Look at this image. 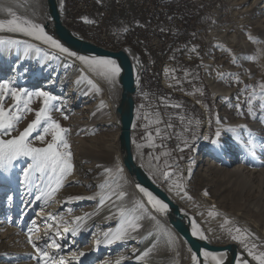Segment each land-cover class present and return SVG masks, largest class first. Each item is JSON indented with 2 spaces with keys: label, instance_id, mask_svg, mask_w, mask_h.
I'll list each match as a JSON object with an SVG mask.
<instances>
[{
  "label": "bare ground",
  "instance_id": "obj_1",
  "mask_svg": "<svg viewBox=\"0 0 264 264\" xmlns=\"http://www.w3.org/2000/svg\"><path fill=\"white\" fill-rule=\"evenodd\" d=\"M228 1L236 25L233 27L228 26L226 29L229 33L235 34V32H238L240 40L239 43H235L234 39L230 47L225 46L226 48H224L221 44L216 43L219 39L210 30L211 37L218 47L214 51V55L210 57L211 60L206 61L205 73L207 83L219 108L216 115L215 130L216 132L220 131L221 135L219 138L215 135L214 140H217V143L223 141L232 144L227 145L226 150L219 147L214 149L211 158H216L215 151L220 158L217 162L211 161L209 154H204L203 151V149L206 152L208 151V149H205L207 140L204 137L207 135L204 133L196 148L201 149V155L191 159V162L184 163L179 167L177 166L175 170H171L169 173L172 175L170 179L165 181V186L158 183L161 168L158 165L157 156L144 155L142 150L144 144H137L134 141L133 131H131V148L135 163L141 167L154 185L160 188L179 208L190 229L192 222H196L206 236V239H199L200 241L212 247H225L226 244L235 246L236 253L231 264H236L238 258L247 259L249 264H257V261L248 256L243 245L231 239L227 229L237 226L246 229L252 237L250 243L257 245L254 250L255 253L264 252V214L253 213L251 210L245 211L241 206L240 213L236 207L238 200L231 199L227 193L219 189V186L214 183L215 180L209 177L211 174L221 175L225 177L229 184L242 179L244 176L246 177V175L254 174V169L247 170L248 167L242 165L245 158L246 163L250 160L249 162L256 163L257 166H264V157L261 156L264 152L260 151L264 139V125L257 123L254 120L255 118L248 114V108L244 101L245 96L250 95L249 91L241 95L245 86L259 89L258 85L264 83V0ZM0 5L11 7L18 16L43 25L46 32L55 38L50 30L51 25L47 20L44 0H0ZM7 19H11V17L5 12H0V20ZM249 36L258 39L260 42H251ZM0 40H19L23 42L20 45H9L7 47L0 45V81L11 80L14 86L30 92L46 91L57 98L54 103L62 109L61 102H64V99L68 96V92L64 93L63 91L65 89L64 83L66 80L74 81L79 78L89 92L86 97H93L94 95L98 97L94 104H85L83 110L92 111L91 125L93 129L100 133L98 135L101 138L96 140L93 148L85 147L81 152L73 151V157H75L73 160V175L66 178L64 187L56 193L51 201L45 203L44 199H41L39 203H36L37 206L44 204H48V206L45 207L46 211L44 213L38 211L37 216L33 218L24 233L17 232V229L13 227L11 228L8 224L9 219L7 221L0 220V246L11 245L10 247H12L0 250V261H10L12 264H37L33 258L31 263L25 262L27 256L33 257L36 255L34 248L28 242V236L31 234L34 240L39 236V245L45 248L57 261L63 260L64 264H91V260L95 261L94 264H116V261L122 257L126 259L121 260V264H191L192 250L186 241L170 226L168 221L169 212L158 213L152 210L151 206L147 205V198L139 192L137 183L123 167L117 139L120 132V124L116 113L120 97L118 77H116L115 82L109 83L102 76L86 70L74 58L61 54L58 50L29 37L4 31L0 32ZM26 45L32 46L27 53H25ZM37 48L40 50L36 51ZM126 52L131 57L133 64H137L141 68L139 65V62H141L140 57L131 48H127ZM18 54L20 60L24 61V66L19 68V62L15 61L14 67L12 66L8 70L12 58L14 56L18 57ZM233 57L239 62L233 64ZM250 57L255 58L254 62L250 60ZM244 58H247L248 61ZM249 72H254L253 76ZM20 73H22L21 78ZM235 77H239L241 82L235 83ZM164 84L169 86L168 82H164ZM37 85L39 88H37ZM238 95L241 104L239 110L235 107L238 102ZM12 103L10 99L4 102L8 106ZM32 104L35 107H40L42 101L33 97ZM55 112L58 113H54V115L61 116L59 113L62 111ZM205 116L208 117L206 110ZM217 119L220 120L219 124ZM228 129H234L235 131L229 132ZM245 134H249V136L251 134L252 137L262 140L256 142L255 155L251 151H247V153L250 152V155L248 154L245 157L241 152L234 151L235 139ZM79 157L81 158L80 161H83L82 163H78ZM220 163L223 167H220ZM117 164L120 169H123L122 172L118 171ZM105 168L112 169V172L110 174L105 173ZM245 170L250 175L246 174ZM262 172L264 173V168ZM7 180L10 182L8 187L11 188V191H14V182L11 179ZM3 181L4 179L0 177V185L5 183ZM32 181L33 177L31 175L26 184H31ZM38 181L37 185H40V190H47V177L41 178L38 173ZM177 183L181 185L179 191L174 186ZM216 183L219 184L217 181ZM101 184H105V188L101 189L99 187ZM36 190L37 195H39L40 190L37 187ZM32 191L33 189L28 188L30 194ZM119 191L127 193L123 202L118 201L114 195L115 192ZM2 192H5V189L0 187V193ZM185 192L187 196L184 195ZM205 192H207V195L204 194ZM97 193L106 197L103 206L99 204V196L95 200L65 203L70 196H90ZM109 195L111 199H107ZM189 196L191 199L187 198ZM11 198L12 196L9 201L13 204L14 209L15 204ZM135 200H141L145 203L160 224V229H158L154 221H142L144 227L141 229V234H146L148 231L155 233L161 229H166L176 237L175 250L165 246L162 241L166 238L155 236L140 242L129 240L126 243L116 242L107 246L104 243L99 246L96 245L95 241L97 239L102 240L106 230L109 228L114 230L119 226V217L113 215L117 211V206L124 203L131 209L133 207L132 202ZM244 206L246 207V205ZM69 209H72V211L69 212ZM85 213L90 214V217L81 224V231L76 236L73 237L70 233L56 234V225L61 223V218L71 222L75 217L84 216ZM209 213H212V215H209ZM109 216H112V219H107ZM225 219L229 221V224H224ZM33 221H35V225H33ZM49 225H52L50 232L48 231ZM30 228L33 229L32 233L29 232ZM60 232L63 233L62 227ZM53 240L61 245L59 250L46 248V245ZM25 242H27V245L24 244ZM153 243H157L158 246L150 256L143 261H137L136 256H139ZM221 243H224L225 246H220ZM15 245L20 248H16ZM204 251L220 253L206 249H200L199 253ZM80 252H84L85 255L79 256ZM199 253L198 260L200 264H215L211 257L205 258ZM230 259L231 256L227 254L225 264H228Z\"/></svg>",
  "mask_w": 264,
  "mask_h": 264
},
{
  "label": "rangeland",
  "instance_id": "obj_2",
  "mask_svg": "<svg viewBox=\"0 0 264 264\" xmlns=\"http://www.w3.org/2000/svg\"><path fill=\"white\" fill-rule=\"evenodd\" d=\"M154 1L164 7V13L147 19L138 17L135 13H132L129 17V23L132 25L131 31L133 28L136 29L138 25L145 27L147 34L141 36L143 47L140 46V43L132 42L131 34L127 35V32L126 36L121 38L120 31H110L109 41L105 42L98 36L81 34L74 26H66L97 46L110 51L125 47L131 48L140 57L142 70L139 88L133 95L135 112L131 131L134 134V141L137 144H144L142 150L145 156H157L158 165L161 168L158 183L165 186L164 172L175 170L177 166L189 163L191 159L201 155V149L196 148L204 133L208 137L205 146L208 151L206 152L204 149L203 151L204 154H209V158H211L214 149L218 147L225 149L227 145L232 144L223 141L215 145L211 143L216 133L215 123L219 108L206 80L205 65L206 61L211 60L210 57L214 55V51L218 47L216 43L226 48L230 47L232 40L235 39L234 42L239 43L240 39L238 32L233 34L226 29L228 26L233 27L236 25L228 0ZM171 1H174L175 4L168 5ZM169 15L174 16L179 22L183 23L184 21L181 28H178L177 24L172 25L173 20H171V23L167 21ZM168 26L170 27L167 30ZM210 30L213 34L215 33L217 39H219L218 42L215 43L212 39ZM108 46H110V49L107 48ZM193 47L196 48L195 52L191 50ZM19 54L18 57L14 56L12 58L8 70L10 67H14L15 61L19 62V68L24 66V61L20 60ZM253 73L249 72L251 76H253ZM164 82H168L169 86H166ZM64 85L65 89L63 91L64 93L68 92V96L64 99V102H61V105H63L62 112L59 113L61 116L54 115V113H58L54 111L52 113L53 118L63 127L70 129L67 138L72 153L74 150L81 152L85 147L93 148L96 140L101 139L98 135L100 133L93 129L91 125L92 111H84L83 108L85 104H94L98 97L95 95L86 97L89 92L79 78L74 81L66 80ZM37 88H39L38 85ZM254 89L259 95L260 90L256 87ZM252 90L253 88L248 87L250 95ZM255 103L256 101H254V105ZM175 105H179V107H175ZM5 107L9 106L5 105ZM31 107L33 109L39 108L35 107L34 104H31ZM194 107L198 110H194ZM205 110L208 117L205 116ZM65 115L68 116V119L63 118ZM257 115L259 117L257 116L254 120L264 125V113L257 110ZM32 119H34V114H29L21 122L20 129L23 130ZM168 125H171V127H168ZM157 130H159V135ZM149 135L151 139H149ZM239 137L235 139L234 151L241 152L243 156L247 157L248 154L250 155V152L247 153V151H250V146L247 143L250 136L245 134ZM255 139L256 142L262 141ZM185 141H187V145ZM34 143L36 146H42L38 141ZM260 148V151L264 152V139ZM261 156L264 157V153ZM80 157L78 163L83 162L80 161ZM215 157L211 158V161L217 162L220 158L216 151ZM74 159L75 157H73ZM245 161L246 158L243 160L242 165L248 167L247 170L254 169V174L250 175L245 170L246 174L250 176L246 175V177L244 176L242 179L229 184L225 177L221 175L211 174L209 177L215 180L214 183L219 186V189L227 193L231 199L238 200L236 207L240 213L241 206L245 211L251 210L253 213L264 214V173L262 172L264 166H257L256 163L249 162L250 160L248 163ZM219 165L223 167L221 163ZM26 166L27 164L24 161H20L10 174H0V177L4 179L3 182H5L0 185L5 189V192L0 193V220L7 221L9 219L8 224L10 227L17 229V232L20 233H24V230L28 229V225L37 216L38 211L44 213L46 211L45 207L48 206V204L36 205L40 202L35 198L37 195L36 185L39 182L38 173L32 174L33 181L31 184H26L22 171ZM7 179L14 182V191H11V188L8 187L10 182ZM28 188L33 189L31 194L28 192ZM11 196V200L15 204L14 209L13 204L9 201ZM193 199L195 201L194 197ZM24 244L27 245V242ZM10 246H0V250L12 248ZM220 246H225V244L221 243ZM15 247L20 248L18 245H15ZM2 261H0V264H12L10 261ZM32 261L31 256H27L25 259L27 263ZM94 263L95 261L91 260V264Z\"/></svg>",
  "mask_w": 264,
  "mask_h": 264
},
{
  "label": "snow or ice",
  "instance_id": "obj_3",
  "mask_svg": "<svg viewBox=\"0 0 264 264\" xmlns=\"http://www.w3.org/2000/svg\"><path fill=\"white\" fill-rule=\"evenodd\" d=\"M97 2L99 3L100 0H97ZM0 12H5L11 17V19L0 20V32L7 31L9 33L19 34L35 41L42 42L43 44L50 46L52 49L58 50L59 53L66 54L68 57L79 61L86 70H89L98 76H102L109 83L115 82L116 77L120 75L121 66L116 60L98 56L80 55L65 47L52 35H49L43 25L36 23L31 19L18 16L13 12L11 7L0 5ZM124 31L127 32V28H125ZM249 40L253 43L260 42L252 36H249ZM22 43L23 42L19 40H0V45L5 47L9 45H20ZM31 47V45H26L25 53H27L28 49ZM35 50L39 51L40 49L37 48ZM191 50L195 52L196 48L193 47ZM250 60L254 62L255 58L250 57ZM236 63V58L233 57V64ZM234 82L240 83L241 81L239 80V77H235ZM89 83H91V81H89ZM258 87L260 89L259 95H257L253 88L251 95H246L244 101L248 108V114L253 116V118H256L257 110L260 113H264V83L259 84ZM247 92L248 86H245L241 95H244ZM33 97L42 101V105L38 109H33L31 107ZM7 99H10L13 102L9 107H5L4 104ZM56 100L57 98L55 96L46 91L40 90L30 92L26 89L14 86L11 80L0 81V174H10L15 169L18 162L24 161L27 164V166L22 169L25 181H29L33 173H39L41 178L47 177V190H40V185H36L40 192L39 195H36L35 197L36 200L44 199L45 203H48L55 197L56 193L64 187V181L66 178L72 176L74 173L73 153L67 138L70 129L63 127L53 118L52 115L54 111H62L61 108L55 105L54 102ZM239 100L240 96L238 95V102L235 105L238 110L241 108ZM254 101H256L255 105ZM175 107H179V105H175ZM29 114H34V119L27 123V126L21 130L19 126ZM63 118L68 119V116L65 115ZM217 123H220L219 119H217ZM168 127H171V125H168ZM228 131L233 132L235 130L228 129ZM157 134L159 135V130H157ZM215 135L219 138L221 135L220 131H217ZM149 139H151L150 135ZM204 139L207 140L208 137H204ZM35 141H38L42 146H36L34 143ZM211 143L215 145L217 144V140H212ZM247 143L250 146V151L255 155V137H252L250 134V139ZM185 144L187 145V141H185ZM29 161L30 163H28ZM117 169L119 172L123 171V169L119 168L118 164ZM104 172L110 174L112 169L105 168ZM171 175L172 174L167 171L163 173L165 180L170 179ZM105 186V184L99 185L101 189L105 188ZM174 186L178 191L181 189L179 183ZM137 188L143 197L147 198V205H150L152 210L158 213H165L168 211V204L158 199L147 188L141 187L139 184H137ZM204 194L207 195V192ZM114 195L118 201L123 202L127 193L119 191L115 192ZM184 195L187 196V193L185 192ZM97 196H99V204L103 206L106 197L100 193L90 196H70L65 203L71 201L95 200ZM187 198L191 199L190 196ZM107 199H111V196H107ZM132 203L133 207L131 209H129L124 203L117 206V211L113 215L119 217V226L114 230L111 228L106 230L103 234V239H97L95 241L96 245L99 246L101 243H104L107 246L116 242L126 243L129 240L140 242L141 240L155 236L157 238H166L163 239L162 242L167 248L175 250L176 237L166 229H161L155 233L148 231L146 234H141V229L144 227L142 221H154L158 229H160V224L159 221L156 220V217L151 214L145 203L141 200H135ZM71 211L72 209H69V212ZM209 215H212V213H209ZM89 217L90 214L85 213L84 216L75 217L71 222L65 221L61 218V223L56 225V234L64 235L70 233L71 236H76L81 231V224ZM107 219H112V216L107 217ZM224 224H229V221L225 219ZM33 225H35V221H33ZM61 227L63 228V233L60 232ZM51 229L52 225H49L48 231L50 232ZM191 229L194 237H197L200 240L206 239V236L197 226L195 221L192 222ZM227 231L232 240L243 245L248 256L257 261V264H264V252L259 254L255 253L254 250L257 245L255 243H250L252 237L246 229H241L237 226L235 228H228ZM29 232L32 233L33 229L30 228ZM39 239V236H37L35 240L31 234L28 236V242L32 245L36 253L32 258L36 260L37 264H64L63 260L57 261L55 257L51 256L49 252L45 250V248H42L38 243ZM49 239H51V237H49ZM157 246V243L151 244L139 256H136V260H145V258L149 257ZM46 248L59 250L61 245L53 240L46 245ZM199 254L205 258L211 257L215 264H225V258L227 256L226 252L212 253L204 251ZM78 255L84 256L85 253L80 252ZM123 259L126 258L122 257L120 260L116 261V264H121V260ZM190 259L191 264H200L197 252L193 251ZM236 264H249V261L244 258H238Z\"/></svg>",
  "mask_w": 264,
  "mask_h": 264
},
{
  "label": "water",
  "instance_id": "obj_4",
  "mask_svg": "<svg viewBox=\"0 0 264 264\" xmlns=\"http://www.w3.org/2000/svg\"><path fill=\"white\" fill-rule=\"evenodd\" d=\"M46 4L47 20L51 25V32L65 47L80 55L98 56L114 59L121 66V73L118 76L120 86V97L116 113L120 124L118 136L119 150L122 156V164L127 173L141 187L147 188L158 199L168 204V221L175 232L180 235L191 248L192 252L199 253L200 249L215 252H227L231 256L228 264L232 263V258L236 253L233 245L225 247H212L200 241L192 235L187 221L184 220L179 208L158 188L147 174L139 167L133 158L131 148V129L134 121L135 104L133 95L137 92L140 84L141 62L133 64L131 57L126 52V47L119 50L110 51L82 38L63 24L61 19L62 0H44Z\"/></svg>",
  "mask_w": 264,
  "mask_h": 264
},
{
  "label": "built area",
  "instance_id": "obj_5",
  "mask_svg": "<svg viewBox=\"0 0 264 264\" xmlns=\"http://www.w3.org/2000/svg\"><path fill=\"white\" fill-rule=\"evenodd\" d=\"M132 13L147 19L164 13V7L154 0H100L99 3L97 0H62L61 19L63 24L74 26L75 23L89 19L96 14L93 23L86 29V34L98 36L102 41L108 42L110 31L104 27V21L112 14H116L122 15L128 23ZM171 20L174 21L172 25L177 24L178 28L184 24V21L183 23L179 22L174 16L169 15L167 21L171 23ZM169 27L166 29L168 30ZM130 34L132 42L140 43V46L143 47L141 36L147 34L145 27L138 25L136 29L130 30ZM107 48L110 49V46Z\"/></svg>",
  "mask_w": 264,
  "mask_h": 264
},
{
  "label": "crops",
  "instance_id": "obj_6",
  "mask_svg": "<svg viewBox=\"0 0 264 264\" xmlns=\"http://www.w3.org/2000/svg\"><path fill=\"white\" fill-rule=\"evenodd\" d=\"M68 1V0H67ZM109 5V4H108ZM96 14H94L93 16H91L89 19H85V20H81L77 23H75L74 27L78 29V32H80L81 34L86 33V29L89 28V26H91V24L93 23L94 19H95ZM136 19V17H135ZM133 24H135L132 21ZM104 26L108 31H112V32H121V38H123V36H126V32L124 31L125 28H127V35L130 34L132 25L131 23H127V20L122 16V15H116V14H112L109 18H107L104 21ZM135 26V25H133Z\"/></svg>",
  "mask_w": 264,
  "mask_h": 264
},
{
  "label": "trees",
  "instance_id": "obj_7",
  "mask_svg": "<svg viewBox=\"0 0 264 264\" xmlns=\"http://www.w3.org/2000/svg\"><path fill=\"white\" fill-rule=\"evenodd\" d=\"M174 1H171L170 3H168V5H174ZM188 105V104H187ZM195 108V107H194ZM197 108H195L194 110H196ZM198 110V109H197ZM196 112V111H195Z\"/></svg>",
  "mask_w": 264,
  "mask_h": 264
}]
</instances>
